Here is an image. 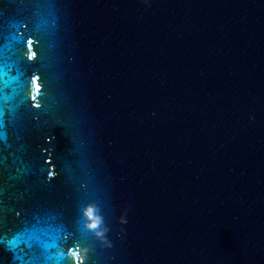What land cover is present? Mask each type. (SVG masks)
I'll return each instance as SVG.
<instances>
[{
	"label": "water",
	"instance_id": "water-1",
	"mask_svg": "<svg viewBox=\"0 0 264 264\" xmlns=\"http://www.w3.org/2000/svg\"><path fill=\"white\" fill-rule=\"evenodd\" d=\"M0 112V264H264V0H0Z\"/></svg>",
	"mask_w": 264,
	"mask_h": 264
},
{
	"label": "snow or ice",
	"instance_id": "snow-or-ice-1",
	"mask_svg": "<svg viewBox=\"0 0 264 264\" xmlns=\"http://www.w3.org/2000/svg\"><path fill=\"white\" fill-rule=\"evenodd\" d=\"M32 43H33V41L31 39H28L26 41L27 48H28V53H30V54L23 53V57H25V55H26L28 60L33 59L35 57V55H36V53L32 50ZM37 80H38V78L34 76V77L31 78L30 81L27 82V94L25 96V100L26 101H27L29 95H31V98H32L33 101L36 100V97H37V95L40 92V85L37 82ZM29 83L31 84L32 89H33L31 92L29 91V87H28ZM31 107H39V105L38 104H33ZM0 115H2V112H0ZM0 123H2V122H0ZM49 175H51V173H49ZM83 209H84V207L82 206L80 208V212H82ZM96 214H97V212H96L95 208H93L89 212V215L91 217H93V218L95 217ZM81 221H82V227H83V223L85 221H83V220H81ZM85 232L87 234H90L93 237V234H94L93 232H88V231H85ZM81 247H85V245L81 244L80 241H77V243H76V245L74 247H68L67 250L62 252L60 255H55L56 260L59 261V262H64V264H85V262L80 259V255H79V249ZM70 253H71V255H70ZM69 256L72 257V260H68ZM89 264H90V262H89Z\"/></svg>",
	"mask_w": 264,
	"mask_h": 264
},
{
	"label": "clouds",
	"instance_id": "clouds-1",
	"mask_svg": "<svg viewBox=\"0 0 264 264\" xmlns=\"http://www.w3.org/2000/svg\"><path fill=\"white\" fill-rule=\"evenodd\" d=\"M70 255H71V253H70Z\"/></svg>",
	"mask_w": 264,
	"mask_h": 264
}]
</instances>
